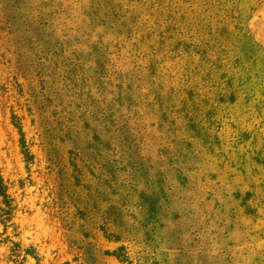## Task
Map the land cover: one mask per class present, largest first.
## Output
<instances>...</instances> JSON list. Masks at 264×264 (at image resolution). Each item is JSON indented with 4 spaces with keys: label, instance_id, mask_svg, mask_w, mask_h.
Segmentation results:
<instances>
[{
    "label": "rangeland",
    "instance_id": "1",
    "mask_svg": "<svg viewBox=\"0 0 264 264\" xmlns=\"http://www.w3.org/2000/svg\"><path fill=\"white\" fill-rule=\"evenodd\" d=\"M0 172V264H264V0H0Z\"/></svg>",
    "mask_w": 264,
    "mask_h": 264
},
{
    "label": "trees",
    "instance_id": "2",
    "mask_svg": "<svg viewBox=\"0 0 264 264\" xmlns=\"http://www.w3.org/2000/svg\"><path fill=\"white\" fill-rule=\"evenodd\" d=\"M19 133L22 136V131L20 130V128H19ZM24 145H25L24 138H22L21 139L22 153H23L24 157L27 159L29 156V153L27 152ZM8 196L9 195L7 194L6 186L4 184L3 177H2V174L0 172V222L2 221L3 217L4 218L9 217L10 213L12 212V208H11L9 201H8L9 200ZM4 203L7 206L6 208L4 205L2 206V204H4ZM16 264H21V263H16Z\"/></svg>",
    "mask_w": 264,
    "mask_h": 264
}]
</instances>
